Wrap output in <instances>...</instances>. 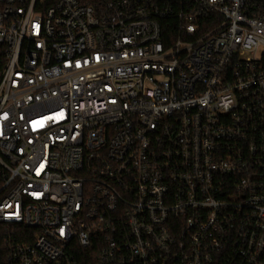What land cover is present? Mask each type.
Returning a JSON list of instances; mask_svg holds the SVG:
<instances>
[{
	"label": "built area",
	"instance_id": "1",
	"mask_svg": "<svg viewBox=\"0 0 264 264\" xmlns=\"http://www.w3.org/2000/svg\"><path fill=\"white\" fill-rule=\"evenodd\" d=\"M0 56V264H264V0H0Z\"/></svg>",
	"mask_w": 264,
	"mask_h": 264
},
{
	"label": "trees",
	"instance_id": "2",
	"mask_svg": "<svg viewBox=\"0 0 264 264\" xmlns=\"http://www.w3.org/2000/svg\"><path fill=\"white\" fill-rule=\"evenodd\" d=\"M4 65H5V60L2 58V56H0V76H1Z\"/></svg>",
	"mask_w": 264,
	"mask_h": 264
},
{
	"label": "snow or ice",
	"instance_id": "3",
	"mask_svg": "<svg viewBox=\"0 0 264 264\" xmlns=\"http://www.w3.org/2000/svg\"><path fill=\"white\" fill-rule=\"evenodd\" d=\"M39 123V125L42 127L43 126V122H37ZM41 167H43V165H41Z\"/></svg>",
	"mask_w": 264,
	"mask_h": 264
}]
</instances>
